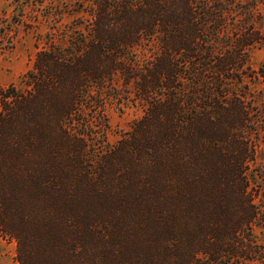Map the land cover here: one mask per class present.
I'll list each match as a JSON object with an SVG mask.
<instances>
[{
  "label": "trees",
  "instance_id": "16d2710c",
  "mask_svg": "<svg viewBox=\"0 0 264 264\" xmlns=\"http://www.w3.org/2000/svg\"><path fill=\"white\" fill-rule=\"evenodd\" d=\"M13 2L0 58L26 7L50 26L25 89L0 85V235L16 260L264 264L261 114L247 82L264 79L249 65L264 0ZM115 97L144 114L108 146Z\"/></svg>",
  "mask_w": 264,
  "mask_h": 264
},
{
  "label": "rangeland",
  "instance_id": "374dc122",
  "mask_svg": "<svg viewBox=\"0 0 264 264\" xmlns=\"http://www.w3.org/2000/svg\"><path fill=\"white\" fill-rule=\"evenodd\" d=\"M55 3L62 0H52ZM71 1V0H67ZM13 0H0V17L6 12V20L18 10ZM38 9L30 6L26 7L25 25H20L15 33V43L12 48L7 49L0 58V85L8 86L14 84L18 89H25L27 71L32 66L38 47L44 45V38L50 26L46 22L39 24L32 23ZM264 12V6H262ZM70 17H66L68 21ZM2 25V24H1ZM257 27L261 28V36L264 38V18L259 19ZM37 36L40 38L39 43ZM37 42V43H36ZM38 44V45H36ZM152 42L139 47L141 57H150L154 52ZM249 65L252 69L257 70L259 67L264 69V40L257 43L249 49ZM249 90L254 97V106H257L259 114V127L262 129L258 143L257 160L264 162V79L247 80ZM122 79L118 76L116 85L121 86ZM121 93H125L123 90ZM119 92V93H120ZM109 120L106 140L108 146L116 144L125 135L133 129L134 121L144 114V107L138 101L126 98H117L109 100L105 107ZM259 118V117H258ZM255 234L260 242H264V227L256 226ZM0 264H20L16 260V242L8 240L0 235Z\"/></svg>",
  "mask_w": 264,
  "mask_h": 264
}]
</instances>
